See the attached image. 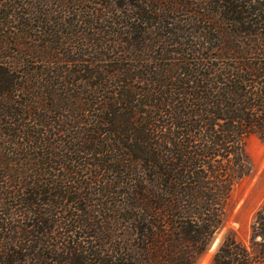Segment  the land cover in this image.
<instances>
[{
    "label": "trees",
    "instance_id": "1",
    "mask_svg": "<svg viewBox=\"0 0 264 264\" xmlns=\"http://www.w3.org/2000/svg\"><path fill=\"white\" fill-rule=\"evenodd\" d=\"M253 136L264 0H0V264H197Z\"/></svg>",
    "mask_w": 264,
    "mask_h": 264
},
{
    "label": "rangeland",
    "instance_id": "2",
    "mask_svg": "<svg viewBox=\"0 0 264 264\" xmlns=\"http://www.w3.org/2000/svg\"><path fill=\"white\" fill-rule=\"evenodd\" d=\"M247 149L253 172L235 189L227 224L216 234L197 264H211L220 243L231 231H234L241 241L249 243L254 216L264 203V139L253 136L247 143Z\"/></svg>",
    "mask_w": 264,
    "mask_h": 264
}]
</instances>
